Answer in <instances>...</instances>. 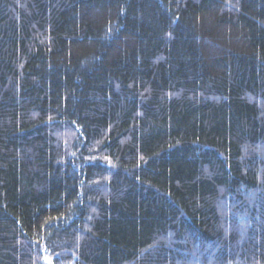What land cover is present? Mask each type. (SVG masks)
I'll return each instance as SVG.
<instances>
[{"label": "trees", "instance_id": "16d2710c", "mask_svg": "<svg viewBox=\"0 0 264 264\" xmlns=\"http://www.w3.org/2000/svg\"><path fill=\"white\" fill-rule=\"evenodd\" d=\"M0 264H264V0H0Z\"/></svg>", "mask_w": 264, "mask_h": 264}]
</instances>
